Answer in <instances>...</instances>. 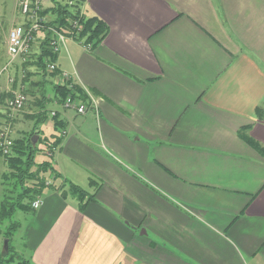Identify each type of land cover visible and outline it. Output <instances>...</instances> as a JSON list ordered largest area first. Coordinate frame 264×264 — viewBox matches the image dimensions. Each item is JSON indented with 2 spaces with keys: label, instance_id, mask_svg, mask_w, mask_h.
Instances as JSON below:
<instances>
[{
  "label": "crops",
  "instance_id": "obj_1",
  "mask_svg": "<svg viewBox=\"0 0 264 264\" xmlns=\"http://www.w3.org/2000/svg\"><path fill=\"white\" fill-rule=\"evenodd\" d=\"M82 13L107 25L104 42L66 38L39 86L67 73L93 109L42 92L62 141L21 224L26 258L264 264V0H86Z\"/></svg>",
  "mask_w": 264,
  "mask_h": 264
},
{
  "label": "rangeland",
  "instance_id": "obj_2",
  "mask_svg": "<svg viewBox=\"0 0 264 264\" xmlns=\"http://www.w3.org/2000/svg\"><path fill=\"white\" fill-rule=\"evenodd\" d=\"M61 1V0H60ZM19 0H0V126L2 125L5 114L4 110L6 108L7 101L14 96V93L23 92L27 97V104L23 110L17 114V117L14 120V139L22 140L28 138L32 133L39 132V136L36 142L33 143L38 150L36 154L35 161L36 164H41L44 162L51 163L53 161V156H51L50 147L54 142V136L59 134L58 129L56 128L55 123L59 122L57 114L55 117H51V114L48 113L49 109H53L55 106L52 102V99H48L50 103L48 104L47 115L48 118L44 123H38L39 112L41 111V105H39V100L42 99V90L39 86L40 81H42L43 75L36 68H30L27 66L29 62L32 61L33 55L39 54V47L44 40V33H39V38L35 41V44L32 47L30 56L29 54L24 56L21 60L19 59L13 65H10V58L8 55V37L12 29L20 24L19 18ZM46 2L48 5H52L51 0H46L44 9H46ZM63 4H66L70 7L72 11H75L78 8V0H63ZM54 5V2H53ZM81 3L79 4V7ZM48 7V6H47ZM83 7H81L82 10ZM54 18V17H53ZM48 19H52L48 16ZM48 76V75H47ZM8 87V88H7ZM46 94L55 92L53 85L48 83L45 86ZM56 94V93H55ZM47 100V99H46ZM47 104V103H46ZM61 106V105H60ZM63 108V107H62ZM52 119V120H51ZM49 120V121H48ZM49 122V123H47ZM35 126V127H34ZM33 137V139L35 138ZM61 137L59 134L57 138ZM48 144V145H47ZM2 154L0 156L1 161H4L5 157ZM6 164V171L2 175V199L0 195V208L1 204L7 202L13 204L18 196L21 194V189L18 180L15 176L11 174L12 170L8 168ZM38 170L37 167H34L33 171L36 173ZM54 171V170H53ZM55 172H47L39 174V178L44 180L48 185H53ZM34 180H30L28 185H31ZM71 184L76 185L69 180L67 182V188H70ZM84 189H88V186L83 185ZM1 192V190H0ZM73 199L74 195L69 194ZM27 201V200H25ZM32 213L22 212L18 210L11 219H3L0 222V257H5L9 253H6L4 249L5 240L8 239V232L10 231L11 225H16V227H11L13 230V235L10 236L11 241L9 240V247H12V251L17 255L23 258H26V251L24 250V237L23 232L20 231L21 224L23 228L31 221ZM15 228V229H14ZM27 259V258H26Z\"/></svg>",
  "mask_w": 264,
  "mask_h": 264
},
{
  "label": "trees",
  "instance_id": "obj_3",
  "mask_svg": "<svg viewBox=\"0 0 264 264\" xmlns=\"http://www.w3.org/2000/svg\"><path fill=\"white\" fill-rule=\"evenodd\" d=\"M52 5L43 10L42 16L52 17L51 21L48 23L47 27H51L56 31L64 33L67 37L73 38L78 42H81L83 46H91V49L96 48L102 44L108 35L107 25L98 17H87L82 13L81 7L84 6L86 0H78L81 6L72 11L70 7L63 4V0H51ZM54 2V5H53ZM54 17V18H53ZM45 40L41 43L39 47V54L32 56V61L27 64L30 68H36L43 75V80L47 78V75H56L55 73L48 72V65L57 62L58 53L54 51L51 46V41L53 39V34L44 29ZM41 82L39 83V85ZM56 97L58 98L60 104L71 94L67 87L55 86ZM74 92L84 100L87 101V96L84 91L75 86ZM39 105H41V111L39 112L38 123H44L47 118V111L45 110V96L43 99L39 100ZM257 114L262 116L261 109L257 110ZM55 127H61V122L55 123ZM60 130V128L58 129ZM38 134L32 133L28 138L22 140H16L14 143V153L11 157L5 158L8 168L12 170L11 174L16 177L19 182L21 194L18 196L17 200L13 204L4 202L1 204L0 208V222L3 219H11L14 214L20 210L22 212H33L32 204L34 201L38 200L43 191L51 187L44 180L39 178V174L53 172V165L49 162H44L41 164H36L35 157L38 153L36 146H34L33 137ZM247 141L254 144L253 141L245 135ZM62 139L61 137H54V142L50 147V151L54 150L60 145ZM48 145V144H47ZM264 154V150H261ZM1 154V153H0ZM37 167L38 170L34 173L33 169ZM30 180H34L31 185H28ZM95 181H91V185L94 186ZM70 192L77 195L81 202V209H83L86 204L83 202L87 199L88 193L77 185L71 184ZM65 196V192L62 193ZM27 200V201H25ZM90 201V199H89ZM11 227H16V225H11ZM8 232V239L11 241L10 236L13 235V228ZM15 229V228H14ZM0 264H31V262L21 256H17L13 251L12 247H9V254L5 257H0Z\"/></svg>",
  "mask_w": 264,
  "mask_h": 264
},
{
  "label": "built area",
  "instance_id": "obj_4",
  "mask_svg": "<svg viewBox=\"0 0 264 264\" xmlns=\"http://www.w3.org/2000/svg\"><path fill=\"white\" fill-rule=\"evenodd\" d=\"M45 1L46 0H19L18 8L22 22L12 29L8 37V55L10 58V65H13L19 59L21 60L28 54L30 56L32 47L35 44V41L39 38L38 34H41L44 29H47L53 34L54 37L51 41V46L56 53H59L66 38H69L64 33L56 31L51 27H47L51 20L48 19L47 16H42ZM85 48L90 50L91 46H85ZM47 70L49 73L58 72V66L56 63L49 64ZM70 79L71 77L67 73L59 75L57 85L67 87V89L71 92V94L63 101L61 106L65 110H74L78 114L84 115L93 108L87 101H84L80 95L74 92L75 86L71 83ZM26 104L27 97L23 92L14 93V96L6 103V108L4 110V114L6 116L0 126V153L5 158L11 157L14 153V120ZM50 114L51 117L56 116V112H52ZM51 156H53V151ZM41 205L42 201L38 199L33 202L32 208L34 210H38Z\"/></svg>",
  "mask_w": 264,
  "mask_h": 264
},
{
  "label": "water",
  "instance_id": "obj_5",
  "mask_svg": "<svg viewBox=\"0 0 264 264\" xmlns=\"http://www.w3.org/2000/svg\"><path fill=\"white\" fill-rule=\"evenodd\" d=\"M37 138H39V137L35 136V138L33 139L34 143L36 142ZM4 249H5L6 253H9V240L8 239L5 240Z\"/></svg>",
  "mask_w": 264,
  "mask_h": 264
}]
</instances>
